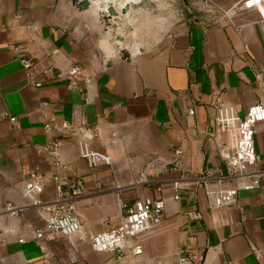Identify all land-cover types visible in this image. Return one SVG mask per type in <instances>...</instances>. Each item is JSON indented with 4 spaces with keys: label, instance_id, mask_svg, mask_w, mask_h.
<instances>
[{
    "label": "crops",
    "instance_id": "obj_1",
    "mask_svg": "<svg viewBox=\"0 0 264 264\" xmlns=\"http://www.w3.org/2000/svg\"><path fill=\"white\" fill-rule=\"evenodd\" d=\"M102 1L118 9L129 5L113 17L114 33L124 37L120 47L143 46V52L130 60L106 55L109 37L94 7L100 0L83 12L71 0H0V205L29 202L22 190L32 171L56 172L39 148L57 140L67 166L60 175L84 184L76 200L82 226L47 242V264L112 262L115 253L90 248L91 236L116 225L127 210H139L147 196L164 200L162 222L141 236L142 253L122 254L121 264H178V251L187 245L202 250L201 264H264V173L258 188L239 190L232 204L214 208L202 172L208 167L223 176L222 186L234 184L219 148L232 146L237 121L264 103L260 15L249 10L209 18L182 0ZM23 57L31 60L29 68ZM72 65L89 81L67 86ZM62 122L75 131L59 130ZM254 129L256 167L264 172V120ZM81 142L110 162L89 165L79 154ZM176 148L180 167L160 176L161 191L135 183L150 158ZM210 182L216 189V180ZM39 197L52 201L55 182L47 178ZM42 225L32 207L5 219L0 264L39 263L42 250L32 232Z\"/></svg>",
    "mask_w": 264,
    "mask_h": 264
},
{
    "label": "built area",
    "instance_id": "obj_2",
    "mask_svg": "<svg viewBox=\"0 0 264 264\" xmlns=\"http://www.w3.org/2000/svg\"><path fill=\"white\" fill-rule=\"evenodd\" d=\"M182 1L194 11L209 18L224 17L230 19L235 12L255 10L260 15V21L264 26V0H241L240 3L233 4L230 9H222L217 5L216 0ZM20 62L24 68H29L32 64L31 60L26 57L21 58ZM260 70H264V64L260 66ZM64 77L69 87L76 86L82 80L89 81V78L77 65L70 66ZM35 85L39 86L40 83L37 82ZM189 113L192 114L193 110H189ZM9 119L13 123L17 120L14 116H10ZM263 120L264 103H256L250 106L244 116L236 123L235 143L232 146L221 145L219 148V155L225 165V176L234 182L232 186H222V175L215 177L210 168H203V186L212 207L228 206L234 202L239 190H250L260 186L261 176L264 172L256 167L258 155L254 145V126ZM51 126L50 121L44 125L46 129ZM225 126L223 125V127ZM58 129L74 132L76 128L67 122H62ZM39 150L51 157L56 172L47 176L41 172L32 171L25 179L22 190V196L27 198L29 202L17 204L7 201L0 205V242L3 240L2 236L6 234L4 230L5 219L15 218L27 208H35L43 219V225L32 232V239L39 245L43 255L37 264H47L52 256L46 247L47 242L68 236L78 231L82 226L76 211V200L83 193L84 184L80 179L71 182V179L60 175L59 170L65 169L67 166L59 158V142L57 140H50ZM181 153V149L176 148L170 156H153L139 170L135 183L148 186L155 184L156 190L161 191L163 184L160 183V176L166 171L180 167ZM79 154L91 166L110 162L107 154L89 148L86 142L79 144ZM47 178L55 182L56 197L52 201H44L39 197ZM212 179H215L218 185L213 190L209 188ZM173 186L178 188L177 183H174ZM178 197V194L174 195L175 199ZM164 209L165 204L162 198L145 197L139 210H127L116 225L93 234L89 240L90 248L96 252L115 253L116 258L112 262L101 264H121L119 258L126 252L132 255L141 254L143 250L140 242L141 236L161 224ZM6 232H12V227H9ZM24 241L25 238H18V242ZM202 258V250L191 245L179 249L177 257L178 264H201Z\"/></svg>",
    "mask_w": 264,
    "mask_h": 264
},
{
    "label": "water",
    "instance_id": "obj_3",
    "mask_svg": "<svg viewBox=\"0 0 264 264\" xmlns=\"http://www.w3.org/2000/svg\"><path fill=\"white\" fill-rule=\"evenodd\" d=\"M102 4L96 5V12L98 15V19L101 24H103V32L102 35L105 38L108 36V43L106 45V55H121L123 59L130 60V58L133 55L131 52L124 47H120V44L118 42H123L124 37L117 35L114 33V30L116 29V23L114 22V18L120 14H125L126 11L129 9V5H125L122 8L118 9L112 4H106V2H103L100 0ZM71 5L76 8L78 11L83 12L87 9H89L91 2L90 0H71ZM143 52V49L140 50V53Z\"/></svg>",
    "mask_w": 264,
    "mask_h": 264
},
{
    "label": "rangeland",
    "instance_id": "obj_4",
    "mask_svg": "<svg viewBox=\"0 0 264 264\" xmlns=\"http://www.w3.org/2000/svg\"><path fill=\"white\" fill-rule=\"evenodd\" d=\"M234 1H236V0H216V3L222 9H230L233 6ZM187 7L189 8L188 5H187Z\"/></svg>",
    "mask_w": 264,
    "mask_h": 264
},
{
    "label": "bare ground",
    "instance_id": "obj_5",
    "mask_svg": "<svg viewBox=\"0 0 264 264\" xmlns=\"http://www.w3.org/2000/svg\"><path fill=\"white\" fill-rule=\"evenodd\" d=\"M91 1H93L94 3H95V1L96 0H90V2ZM107 1H111V0H107ZM98 4H102L101 2H99V3H97V4H94V7H96V5H98ZM93 4H92V2H91V5L90 6H92ZM125 5H128V4H125ZM124 5V6H125ZM95 11H96V8H95ZM127 12V11H126ZM96 14H97V12H96ZM98 16V15H97ZM118 24H116V26H117ZM117 28V27H116ZM108 36H106L105 38H107ZM141 49H143L144 50V47L143 46H135V47H132L131 48V54H138V53H140V50Z\"/></svg>",
    "mask_w": 264,
    "mask_h": 264
},
{
    "label": "trees",
    "instance_id": "obj_6",
    "mask_svg": "<svg viewBox=\"0 0 264 264\" xmlns=\"http://www.w3.org/2000/svg\"><path fill=\"white\" fill-rule=\"evenodd\" d=\"M185 5H186V4H185ZM186 6H187V5H186ZM188 6H189V5H188ZM189 8H190V10H191L192 12H194L193 9H192L190 6H189Z\"/></svg>",
    "mask_w": 264,
    "mask_h": 264
}]
</instances>
